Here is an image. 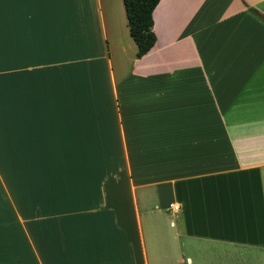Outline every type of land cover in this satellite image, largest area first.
<instances>
[{
	"label": "crops",
	"instance_id": "1",
	"mask_svg": "<svg viewBox=\"0 0 264 264\" xmlns=\"http://www.w3.org/2000/svg\"><path fill=\"white\" fill-rule=\"evenodd\" d=\"M153 16L0 0V264H264V0Z\"/></svg>",
	"mask_w": 264,
	"mask_h": 264
},
{
	"label": "trees",
	"instance_id": "2",
	"mask_svg": "<svg viewBox=\"0 0 264 264\" xmlns=\"http://www.w3.org/2000/svg\"><path fill=\"white\" fill-rule=\"evenodd\" d=\"M160 0H124L130 33L137 44V57L144 56L156 43L154 10Z\"/></svg>",
	"mask_w": 264,
	"mask_h": 264
},
{
	"label": "rangeland",
	"instance_id": "3",
	"mask_svg": "<svg viewBox=\"0 0 264 264\" xmlns=\"http://www.w3.org/2000/svg\"><path fill=\"white\" fill-rule=\"evenodd\" d=\"M6 211H8V218L11 217L10 215H14V213L12 212L11 210V207H10V203L8 201V204H7V208H6ZM190 252V251H189ZM186 263V262H185ZM252 264H255L254 262H252Z\"/></svg>",
	"mask_w": 264,
	"mask_h": 264
},
{
	"label": "built area",
	"instance_id": "4",
	"mask_svg": "<svg viewBox=\"0 0 264 264\" xmlns=\"http://www.w3.org/2000/svg\"><path fill=\"white\" fill-rule=\"evenodd\" d=\"M173 207H174V209L178 210L180 206L175 204V205H173Z\"/></svg>",
	"mask_w": 264,
	"mask_h": 264
}]
</instances>
